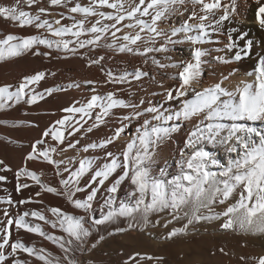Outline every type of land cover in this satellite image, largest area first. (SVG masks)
Listing matches in <instances>:
<instances>
[{
    "label": "snow or ice",
    "instance_id": "6c2138e0",
    "mask_svg": "<svg viewBox=\"0 0 264 264\" xmlns=\"http://www.w3.org/2000/svg\"><path fill=\"white\" fill-rule=\"evenodd\" d=\"M25 3L31 8L39 4L40 0H25ZM193 3L201 5V11L204 14L198 16L195 11H192L179 28L170 30V35L168 32L159 30L157 24L172 15L176 11V6L183 5L184 0H139V4L126 14H121L123 10L121 0H89L88 6L76 3L67 9V14L58 13L60 18L51 21L41 19L42 14L50 15L48 9L44 7L38 8L37 15H32L28 11L21 10L20 0H16L13 6H0V17L18 22V26L21 28L34 24L37 29H43L48 34L6 35L4 39H0V60L18 56L37 45L76 55L80 49L95 50L104 47L105 45L101 42L106 40L109 35L112 38L111 43L106 45L109 49L145 57L153 52H168L169 44L189 42L193 46L190 60L171 65L182 68L174 77L178 79L179 83L177 87L169 88L164 93L165 102L178 103L180 105L178 110L167 109L163 103L153 105L151 102L148 107L141 110L138 105L129 104L123 99L117 98V93L113 91L103 95L93 94L88 102L81 107L73 106L63 109L70 115L63 116L44 131L42 138L32 145V152L26 157V161L42 159L49 164L59 166L63 161L53 159V154L57 152L58 146L65 143L66 131L69 136L79 132L83 128L82 122L86 123L85 117L92 119L93 114H95L94 122L87 128L88 132L105 125L107 118L112 115L113 109L131 108L133 111L119 118L120 124L111 130L110 136L98 143H90L82 149L84 152H88L89 149L105 150L106 162L94 171L93 165L96 159L93 157L81 159L75 170L65 167L62 173L57 167L56 174L62 177L59 181L60 188L44 185L39 175L27 168H22L17 172L18 180L21 175L31 177L37 185L42 187L43 191L65 197L74 208L83 210L85 215L77 216L65 212L60 207H50L47 211L55 219L49 220L43 211H25L16 217H11L8 210L5 209L6 223L0 221V224L3 225L0 227V233H3L0 235V264H5L7 259L4 254L6 246L10 248L8 252L10 256L16 257L17 253H26L43 261V264H53V260L49 259L51 254H43L45 249L37 250L34 246H27L21 240L12 242L13 228L17 231L23 229L29 233H36L51 240L66 254L64 259L67 264H75V261L67 255L72 251L73 241L83 248L92 230H95L97 226L115 221L119 217L134 218V214L138 212H142L143 220L147 224L150 213L165 209L172 210L173 219H180L179 212L189 204L192 206V214L188 218L187 224L184 228L173 229L168 234V238L184 232L188 225L194 222L214 220L221 216L225 218L221 225L224 230L238 226L245 231L254 228L255 231L264 232V59H261L256 66L255 78L251 83L242 82V86L238 85L235 89L229 90L223 86L224 81L228 79L227 76H224L220 82L197 89L195 85L200 81L201 66L205 63L202 58L207 55V50L197 45L210 42L211 34L218 32L222 24L230 20L231 14L236 11V0H230L229 3L224 4L221 0H208V2L193 0ZM256 3L258 4L255 13L256 20L260 27L264 28V0H256ZM49 4L50 6L67 7V0H49ZM102 8L115 9L116 14L100 11L99 9ZM221 9L223 14L217 18L216 12ZM137 13L141 17H150V22L138 18ZM73 14H80L83 18L77 20ZM89 17H98L90 27L86 26L90 23ZM125 19L135 20L134 24L123 25V27L129 28L138 27L139 31L135 35L131 33L117 35L122 31L118 25H121ZM197 19L199 23L189 22ZM62 20H72L73 22L62 24ZM235 31L232 29V32ZM180 34H183L182 39H173ZM158 39L163 40L164 43L155 47ZM244 39L245 34H240L237 37V40ZM237 40H233L230 32L225 47L229 51L238 48ZM140 44L145 46L141 48ZM251 45V41H246L244 47L236 51L234 59L240 60L242 53L247 55ZM50 54L49 52L44 53L46 56ZM104 59V56L89 59L88 66L100 64ZM216 60L229 63L222 56H217ZM153 63L159 67L169 66L160 64L155 59H153ZM250 75L252 74L250 73ZM148 76L149 73L139 67L132 73L125 72L120 77H114L109 72L104 84H125L131 82L129 77L131 80L140 81ZM44 77V72L24 77L15 91H10L8 85L0 86V109L8 106L10 101L18 102L28 94L26 90L32 91L30 85L39 83ZM151 78L155 79V77ZM84 83L93 85L92 91L95 93L96 82L85 81ZM160 86L163 87V84ZM46 91L50 95L53 90L47 89ZM39 99H43V94L34 93L27 102L33 104ZM139 103L143 105L145 101L142 99ZM76 114H80V118L73 122ZM195 117H202V119H199L195 124L185 141L184 148L180 149L181 160L178 162L180 174L171 179L153 177L147 167V162L152 158L154 146L170 137L177 130L179 121H189ZM131 120L143 121L136 128L135 136L130 138L119 155L106 151L109 145L119 141L121 135L125 133L127 126L124 122ZM170 121H175V123L169 124ZM258 124L259 126H257ZM48 138L54 143L38 149L37 145L47 144ZM77 143L79 142L77 141ZM206 144H223L227 147L230 158L226 166L212 157L211 152L204 147ZM68 147L75 148L76 144L69 143ZM60 151L63 152L66 149L60 148ZM231 154H235V156L233 157ZM214 167L219 170L213 171ZM118 169L120 172L114 178L108 192L116 193L121 183L128 180L132 185L129 196L135 202L133 204L121 202L117 207L115 198L109 195L103 205L107 211H102L100 218L90 215L99 188L104 186L105 182L114 173H117ZM65 173L67 174L66 178H64ZM85 176L90 178L81 186V178ZM4 179L5 177L0 176V180ZM29 187L30 185L27 183H18L16 191L19 192L21 189ZM238 189L240 190L239 199L236 203L229 205L223 212L213 213L214 205L225 204ZM84 192L87 194L83 199L75 198L77 193ZM36 196H40V193H36ZM6 202L12 203L10 198ZM34 202L42 203V201L33 200L32 197L20 200L18 203L23 205ZM201 209H207L212 214L202 215L200 214ZM184 215L188 216V213H184ZM28 217L49 224L54 229L58 228L65 235L57 236L54 233H47L40 223H32L26 219ZM86 223L90 227H86ZM128 227L131 228L133 225L130 223ZM117 231L122 232L125 229L118 228ZM103 238V236L100 237L101 240ZM92 247H95V244ZM149 259L151 258L149 257ZM12 264H29V262L15 258ZM56 264H60L58 258ZM258 264H264V256L259 258Z\"/></svg>",
    "mask_w": 264,
    "mask_h": 264
},
{
    "label": "bare ground",
    "instance_id": "6f19581e",
    "mask_svg": "<svg viewBox=\"0 0 264 264\" xmlns=\"http://www.w3.org/2000/svg\"><path fill=\"white\" fill-rule=\"evenodd\" d=\"M121 2L123 3L121 14H126L139 4V0H121ZM206 2H208V0H206ZM221 2L222 4L229 3L230 0H221ZM15 3L16 0H0V6H13ZM76 3H80L82 6H88L89 0H67V7L50 6L49 0H40L39 4L31 8L28 7L25 0H20V8L21 10L30 12L32 15H37L38 8L40 7L47 8L50 15L42 14L41 19H48L51 21L60 18L58 13L63 12L67 14V9L74 6ZM141 8H143V6H141ZM257 8L258 4L256 0H236V11L231 14L230 20L225 21L218 32L211 34L210 42L197 45L207 50V55L202 58L205 63L201 66L200 81L195 85L197 89H202L220 82L224 76H227L228 79L224 81L223 86L227 87L229 90L235 89L238 85L242 86V82H253L255 78V68L260 60L264 59V28H261L256 20L255 13ZM99 10L112 12L114 15L116 14L115 9L102 8ZM192 11H195L198 16L204 14L201 11V5L194 4L193 0H184V4L177 5L176 11L168 16L167 19L158 22L157 27L159 30L168 32L170 35V30L172 28H179L184 20L188 19ZM222 14V9L217 10V18ZM73 15H75L77 20L83 18L80 14ZM137 17L150 22V17H141L139 13H137ZM95 19H98V17H89L90 23L86 26L90 27L91 23H95ZM72 22V20L61 21L62 24H71ZM106 22L112 23L111 21ZM189 22L195 24L199 23V20L197 19ZM134 23L135 20L130 19L122 21L121 25H118V27L122 28V31L117 33V35L122 36L125 33L135 35V33L139 31L138 27H123V25ZM232 29L236 31L232 32ZM230 32L232 33L233 40H237L240 34H245L244 40H237L239 47L231 51L225 47L228 43V34ZM8 34L18 36L48 35L43 29H37L34 24L21 28L18 26V22L0 17V39H4ZM142 35L145 34L142 33ZM182 37L183 34H180L177 37H173V39H182ZM84 38L86 39L88 37ZM111 39L109 35L106 40L101 42L105 45L104 47L95 50L80 49L76 55H69L55 48L49 49L44 45H37L32 49L22 52L18 56L0 60V86L8 85L10 86V91H15L24 77L35 75L38 72L45 73L44 79L37 84L30 85L32 91L26 90L28 94L18 102L10 101L8 106L4 109H0V162H2L0 163V176L5 177L4 180H0V221L6 223V218L4 216L5 209L8 210L9 216L11 217H16L25 211H43L49 220L55 219L51 213L47 211L50 207H60L65 212L77 216L85 215L83 210L74 208L65 197L43 191L42 187L37 185L31 177L21 175L18 180L17 172L22 168H27L29 171L36 172L44 185L60 188L59 181L62 177L57 176V167H59L62 173L65 167L75 170V168L79 166V161L81 159L84 157H93L96 159L93 165L94 171L97 167L106 162L104 155L105 150L89 149L88 152H84L82 149L90 143H98L107 136H110L112 134L111 130L119 126V118L128 115L133 109H113L112 115L110 118H107L106 124L101 125L99 128H94L92 132H88L87 128L94 122L95 114H93L92 119L85 117L86 123L82 122L83 128L79 132L69 136L68 131H66L65 143L58 146L57 152L53 154V159L56 161H63L59 166L49 164L42 159L26 161V157L32 152V145L42 138L44 131L63 116L70 115L64 112L63 109L73 106L81 107L88 102L93 94L103 95L109 91L116 92L117 98L123 99L129 104L138 105L141 110L148 107L149 102L153 105L163 103L165 108L171 110L179 109L180 105L178 103L165 102L164 93L169 88L177 87L179 83L178 79L174 77L177 76L182 68L172 67L171 65L190 60L193 46L189 42L169 44L168 52H153L145 57L109 49L106 45L111 43ZM246 41L252 42L251 49L248 51L247 55L242 53V58L240 60H235L234 56L236 51L243 48ZM161 43H164V41L158 39L154 46L159 47ZM144 46L145 45L140 44L141 48ZM147 46L151 47L153 45ZM46 52L51 54L46 56L44 55ZM66 56L67 58H65ZM99 56H104L105 59L101 61L100 64L88 66L89 59H95ZM217 56L224 57L229 63L218 62L216 60ZM153 59L159 61L160 64L169 66L159 67L153 63ZM145 61H147V63H145ZM137 67L148 72L149 76L142 78L140 81L131 80V77H129L131 82L125 84H104V81L107 79V73L110 72L114 77H120L125 72L132 73ZM250 73L252 75H250ZM151 77H155V79ZM85 81L96 82L95 93L92 91L93 85L86 84L84 83ZM161 84H163V87L160 86ZM76 85L79 86L77 87ZM47 89L53 90L50 95L47 93ZM117 89H119V91H117ZM34 93L43 94V99H39L36 103L30 104L27 101ZM189 98H191V96H189ZM142 99L145 103L140 105L139 102ZM79 118L80 114H76L73 118V122L79 120ZM199 119H202V117H195L189 121H179L177 130L173 132L170 137L154 146L152 158L147 162V167L153 177L171 179L173 176L180 174L178 163L181 160L180 149L184 148L189 133L193 130ZM142 122V120L125 121L124 123L127 126L125 133L121 135L119 141L115 142L113 145H109L106 151H111L119 155L130 138L135 136L136 128ZM171 123H175V121H170L169 124ZM257 126H259V124ZM77 141L79 143H77ZM53 143L54 142L48 138L47 144L37 145V148L41 149ZM69 143L76 144V147L69 148ZM204 147L211 152L212 157L217 159L220 164L227 165L230 154L225 145L206 144ZM60 148H64L66 151L61 152ZM231 155L233 157L235 156V154ZM212 170L218 171L219 169L214 167ZM119 172L120 170L118 169L117 173H114L113 176L105 182L104 186L99 188L90 215L100 218L102 211H107V209L103 208V205L109 195L115 198L117 207L121 202L127 204H133L135 202L129 196V193L132 191V185L128 180L121 183L116 193L108 192V188ZM66 176L67 174L65 173L64 178H66ZM89 178V176L82 177L81 186H83L85 181ZM18 183H27L30 187L21 189L17 192L16 188ZM38 192L40 196L37 197L36 193ZM86 194V192L77 193L75 198L83 199ZM28 197H32L35 201H42V203L34 202L23 205L18 203L20 200H25ZM9 198L12 201L11 204L6 202ZM163 211L159 212L161 213ZM205 211L207 210L201 209L200 214L207 215ZM138 213L134 214V218L119 217L115 221L97 226L95 230H92L83 248L73 241L72 251L67 255L70 259L75 261V264H91L95 257L101 254L103 249H107L110 246H112L117 253L122 251L127 245L130 248H136L140 244L156 248L162 246V252H175L177 250V245L174 243L170 244L163 235L168 231V229H166L167 225L164 223H156L154 225L156 227L148 225L144 229H141L133 222ZM26 219L32 223H40L43 230L47 233H54L57 236L65 235L58 228L54 229L49 224H45L42 221L35 220L32 217ZM127 221L133 225L132 228L121 227L125 229V231L122 232L117 231L118 228H112V226L117 223ZM218 224L219 222H214L209 226L212 230L214 228L219 229ZM2 226L3 225L0 224V227ZM85 226L90 227L87 223ZM193 229L194 228L190 227L188 231L190 232ZM248 231L250 234L259 236L260 238L247 237L249 243L244 247V252L253 255L262 254L264 252V244L262 245L260 243L264 241V232L255 231L254 228H249ZM0 235H3V233H0ZM101 236L104 237L102 240L100 239ZM15 240H21L27 246H34L37 250L45 249L46 251L43 254L47 255L50 253L51 256L49 259L53 260V264H56L57 258L60 264H67V261L64 259L66 255L64 251L61 250L56 243H53L45 237L36 233L26 232L23 229L17 231L13 228L11 241L14 242ZM97 241L99 242L97 243ZM93 244H95V247H92ZM246 248L247 250H245ZM9 251L10 248L6 246L4 249V254L7 258L5 264H12L15 258L28 261L29 264H43V261H39L35 256H29L26 253H17V256L13 257L8 255Z\"/></svg>",
    "mask_w": 264,
    "mask_h": 264
},
{
    "label": "rangeland",
    "instance_id": "374dc122",
    "mask_svg": "<svg viewBox=\"0 0 264 264\" xmlns=\"http://www.w3.org/2000/svg\"><path fill=\"white\" fill-rule=\"evenodd\" d=\"M239 191L240 190L238 189L236 192H234L233 196L230 197L229 200L225 202V204H217V206L214 205L213 213L223 212L224 209H226L229 205L236 203V201L239 199ZM207 211H205L207 215L211 214ZM191 212V205H187L182 208L178 214L180 219H173L171 209L164 210L161 213L152 212L148 216L149 221L147 224H145L143 220L142 213H138L137 216H135L133 222L141 229H144L148 225L156 227L154 226L156 223H164L167 225L166 229H168L169 232L167 231L168 233L166 232L163 235L170 244L174 243L177 245V250L175 252H162V246H158L156 248L147 247L140 244L136 248H130L127 245L122 249V251L117 253L115 252L114 248L110 246L107 249H103L101 254L95 257L91 264H258L259 258L264 256V252L259 255H253L251 253H246L243 250L244 247H246V245L249 243L248 238H260L259 236L250 234L248 231L249 229L247 231H241L238 226H234L233 229L229 230L222 229L221 225L225 220V218L222 216L214 220H201L198 223L194 222L193 224L188 225L187 229L185 230L186 232L184 231L178 233L172 238H169V240L168 234L172 232L173 229L184 228L188 222V218L191 216L190 214H192ZM184 213H188V216H185ZM169 221L171 222L169 223ZM214 222H219V229L214 228L212 230L210 228L209 225H212ZM129 224V221L123 223L120 222L112 226V228H129ZM190 227L194 229L189 232L188 230ZM263 242L260 244L263 245ZM245 250H247V248ZM149 257L151 259H149Z\"/></svg>",
    "mask_w": 264,
    "mask_h": 264
}]
</instances>
